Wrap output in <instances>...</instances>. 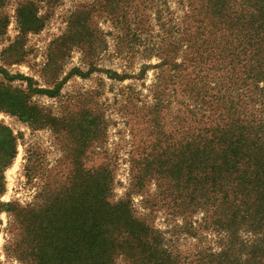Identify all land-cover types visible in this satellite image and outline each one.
<instances>
[{"label":"trees","instance_id":"1","mask_svg":"<svg viewBox=\"0 0 264 264\" xmlns=\"http://www.w3.org/2000/svg\"><path fill=\"white\" fill-rule=\"evenodd\" d=\"M118 1L139 10L135 11L140 13L138 22L149 29L153 18L148 12L163 2ZM21 4L16 16L18 35L0 50V113L16 117L33 131L50 129L58 145L66 141L71 147L67 161H59L67 168L41 176L45 183L31 203L0 200V214L9 217L7 260L18 264H264V0H190L184 15L190 53L180 69L193 70V78L185 80L182 99L194 108L181 102L186 112H178L175 118L179 135L169 140L165 128L171 97L165 99L167 80H158L148 107L160 127L151 146L163 168L154 166L158 158L136 162L146 169L132 176L127 193L115 202L107 169L102 165L88 169L74 154V126L66 120L71 111L66 119L46 115V108L33 102L36 97L57 99L60 87L42 89L34 78L10 74L11 67L25 63L29 35L41 31L34 15L26 12L29 4ZM1 22L8 23L5 16H0ZM84 22H74L70 28ZM3 35L0 30V38ZM62 47L68 57L72 46ZM62 67L52 71L56 75ZM46 73L47 68L38 73L44 83ZM17 78L28 85L15 86ZM20 142L23 134L0 121V199L6 192L5 171L13 165ZM32 151L33 147L26 148L23 167L28 182L37 178ZM152 182L157 185L153 195L148 190ZM140 195L142 205L152 212L160 205L169 215L188 220L185 229L190 238L197 237L192 218L204 213V224L223 233L217 234L219 251L201 250L191 258L174 253L146 221L135 216L133 198Z\"/></svg>","mask_w":264,"mask_h":264},{"label":"rangeland","instance_id":"2","mask_svg":"<svg viewBox=\"0 0 264 264\" xmlns=\"http://www.w3.org/2000/svg\"><path fill=\"white\" fill-rule=\"evenodd\" d=\"M25 1L29 4L28 16L34 15L33 21L41 31L29 35L25 42V63L11 67L10 74L34 78L42 89L57 91L55 86L60 87L57 99L36 97L33 102L45 107L46 115L65 118L71 111L69 120L65 119L74 126L73 138L77 143L74 154L84 160L88 169L101 165L107 169L112 178L111 201H118L130 188L132 176L147 167L136 162L147 157L158 158L154 166L163 168L157 163L160 160L157 150H152L151 146L158 138L160 127L152 121L148 107L153 103L152 89L158 80H167L165 99L171 97L165 128L169 140L174 141L179 135L175 132V118L178 112H186L181 102L191 110L194 108L191 102L182 99L185 80L193 78V70L188 68L182 72L180 69L189 58L186 53H190L184 31V15L190 9V0L158 2L148 12L153 18L150 29L138 22L140 13L135 12L134 6L118 0H55L56 3L52 0L50 5L48 0H2L0 16H5L8 23H0V30L4 32L0 50L18 35L17 10ZM115 16L118 19L113 22ZM77 21L87 22L70 28ZM58 39H63L61 44L56 42ZM63 45L72 46L68 57L61 49ZM59 66L63 67L55 75L52 69L57 70ZM43 68H47L46 74H49L45 83L38 77ZM14 84L28 85L21 78ZM65 105L67 109L62 108ZM64 118L62 120L66 121ZM0 121L16 134H23L16 159L5 171L6 192L0 200L3 203L17 201L21 205L31 203L45 183L41 176L48 172L54 175L62 166L67 168V164L64 166L59 161H67L65 156L70 153V143L62 141L58 145L50 129L33 131L16 117L0 113ZM28 147H33L31 162L37 169V178L32 182H28L23 172ZM156 189L155 182L148 186L151 195ZM142 201L141 195L133 198L135 216L146 221L174 253L191 258L201 250L219 251L217 234L223 233L204 224V213L192 218L197 237L190 238L185 229L188 220L169 215L160 205L152 212ZM8 240L9 217L3 212L0 214V264H18L5 256Z\"/></svg>","mask_w":264,"mask_h":264}]
</instances>
